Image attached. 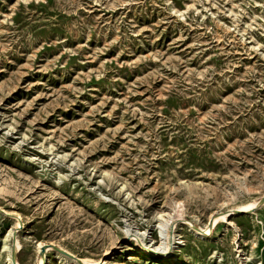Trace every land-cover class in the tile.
<instances>
[{
  "label": "rangeland",
  "instance_id": "rangeland-1",
  "mask_svg": "<svg viewBox=\"0 0 264 264\" xmlns=\"http://www.w3.org/2000/svg\"><path fill=\"white\" fill-rule=\"evenodd\" d=\"M263 196L264 0H0V264H264Z\"/></svg>",
  "mask_w": 264,
  "mask_h": 264
},
{
  "label": "bare ground",
  "instance_id": "bare-ground-1",
  "mask_svg": "<svg viewBox=\"0 0 264 264\" xmlns=\"http://www.w3.org/2000/svg\"><path fill=\"white\" fill-rule=\"evenodd\" d=\"M259 204H260V201H259ZM257 206V204H256V202L254 201V202H249V203H247V204H244V205H241L240 207H242L243 209H253V208H255ZM174 211H175V216L177 217V216H179V215H181V214H183V209H182V206L181 205H178V206H176L175 208H174ZM174 217V215H172V216H170V218L168 219V221L164 224V227H165V232L164 233H166V234H164L165 235V242H163L165 245H163L164 247H163V249L164 250H166V249H168V247H169V243H170V241H172L171 240V237L169 236V224H170V220L172 219ZM222 218H226L225 216H223ZM217 220H219L218 218H215V222L217 221ZM196 233L197 234H200V235H203L202 233L203 232H199V231H196ZM173 237V236H172ZM176 239V235H174V240ZM42 243H40V245H41ZM159 248V247H158ZM157 248V249H158ZM59 256H62L61 254H58ZM43 259H44V256H43V258L41 259V262H40V264H42L43 263ZM69 262V261H68Z\"/></svg>",
  "mask_w": 264,
  "mask_h": 264
},
{
  "label": "water",
  "instance_id": "water-1",
  "mask_svg": "<svg viewBox=\"0 0 264 264\" xmlns=\"http://www.w3.org/2000/svg\"><path fill=\"white\" fill-rule=\"evenodd\" d=\"M261 204H264V196L261 199ZM250 212H252V210L251 211H239V210H237V213H239V214L250 213ZM58 250L60 252H62L63 254L68 255V256L74 258V256L72 254H70L69 252H67L64 249L58 248ZM44 251H45V247L42 248V252L43 253H44ZM12 262H13V264H18L17 263V259H16V249H15V247H13V251H12Z\"/></svg>",
  "mask_w": 264,
  "mask_h": 264
}]
</instances>
